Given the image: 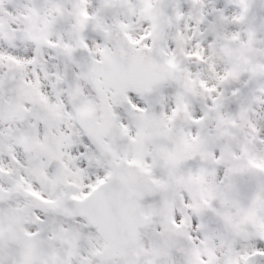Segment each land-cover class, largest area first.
I'll return each mask as SVG.
<instances>
[{
	"label": "snow or ice",
	"instance_id": "obj_1",
	"mask_svg": "<svg viewBox=\"0 0 264 264\" xmlns=\"http://www.w3.org/2000/svg\"><path fill=\"white\" fill-rule=\"evenodd\" d=\"M100 2L126 7L142 30L126 19L106 24L88 10L91 0H71V9L63 0H48L44 11L25 5L19 14L0 0V36L15 39L11 24L23 22L25 37L37 46L30 56L0 51V264H175L177 256L184 264H261L264 184L252 188L246 201L221 187L246 172L264 174L262 129L244 107L229 117L222 112L225 85L241 69L220 72L215 82L193 73L190 65L206 63L209 50L193 36L195 43L180 51L183 32L163 49L158 26L165 0ZM238 2L241 13L234 20L242 22L249 0ZM174 12L183 15L181 8ZM65 13L77 38L52 39L55 19ZM89 24L105 39L115 33L118 45L90 44ZM246 35L236 31L226 39L251 48L255 34ZM43 48L57 49L72 62L85 51L91 60L71 75L51 72ZM243 70L264 73V62ZM169 81L177 83L173 104L157 112L149 98ZM193 90L211 101L207 112L192 110ZM239 93L231 90L233 97ZM210 118L221 128L248 119L237 158L206 149L200 133ZM189 119L190 127H179ZM197 157L206 165L185 169ZM208 165L216 175L223 169L219 183ZM209 212L228 229L222 245L203 219ZM148 228L151 241L144 239ZM170 240L187 243L165 250ZM240 240L255 243L237 247Z\"/></svg>",
	"mask_w": 264,
	"mask_h": 264
},
{
	"label": "rangeland",
	"instance_id": "obj_2",
	"mask_svg": "<svg viewBox=\"0 0 264 264\" xmlns=\"http://www.w3.org/2000/svg\"><path fill=\"white\" fill-rule=\"evenodd\" d=\"M179 0H170L172 10L170 12L171 16V28H174L171 30V36L169 38V41L171 44L173 40L176 38V29L179 26V22L181 19L180 15L175 14L174 9L181 8L183 11V15H187L188 18H191L193 22V36H198V38H202L204 35L209 36L208 45L210 44L211 40L214 42L210 44L208 47L209 55L206 58L207 63L204 65L203 71L205 72L206 78L208 76L215 75L216 69L210 64L213 61H219L221 62V57L218 55L217 50L215 49L217 45V29H221L222 31L225 30L228 25L227 20H222L219 23H213L210 24V10H215L223 7H227V4L230 5L231 3H239L238 0H181L180 2L185 3L184 5H179ZM263 8H264V0H261ZM226 4V5H225ZM25 5L29 6H35L37 8H40L41 11L46 10L49 7L48 0H6L5 7L9 10H11L13 13L19 14L25 10ZM69 7L68 9H71ZM88 10L90 12H98V16L101 17L102 21L106 22V24L111 23L114 20H128L130 24L134 25L137 31L142 30V21H140L135 15H130L129 11L126 7H111V8H105L101 6L100 0H91V3L88 6ZM253 14V12H252ZM10 21V18L6 17ZM202 21V22H201ZM72 16L68 13H65L61 17H57L55 19L54 23V34L52 36V39L56 37H63L64 40H75L77 38V32L71 24L73 23ZM189 20L185 19V17L181 20L180 23H187ZM206 22V25L203 26V32L200 33V24H203ZM260 24V26H259ZM254 28L251 29V32L255 34V37H257L258 34H261L262 37L258 38L256 40L255 45L252 46V49L244 48L242 50L241 55V48L238 45H233L232 52L230 55L234 53V51H237L239 55L234 56L236 63L238 61L241 63L242 60L244 63L249 62L255 63V62H263L264 61V12L259 14L256 21L254 22ZM19 27V31L15 33V39L9 40L4 38L3 36H0V51L3 52H10L14 53L20 56H30L34 50V45L32 44V41L27 39L24 34V28H26L25 23L19 22V23H12L11 27ZM12 27V28H13ZM34 28L36 30H39V25L34 24ZM237 28H235L236 30ZM234 29L229 32V35H231L234 31ZM10 31V30H9ZM228 31V30H227ZM226 33H222V35H228ZM209 33H213L212 38L210 37ZM99 31L96 27H94L93 24H89L87 31L85 35L88 38L89 43H93L94 41L98 40L99 38ZM191 43V41H189ZM198 46V45H197ZM225 46L222 45L220 48L225 49ZM16 48V49H15ZM52 49V48H51ZM55 50V49H54ZM57 50V49H56ZM227 50V49H226ZM58 54L54 55L53 49L52 51L50 48H45L44 51L41 52L42 59H47V67L49 71L56 72L57 70L62 72V69H65L69 72V75H71L72 67H74L73 62L69 61L60 51H58ZM244 58V59H243ZM191 69H194V63L190 65ZM39 70V69H37ZM254 78L251 80V84L249 85V90L252 93V96L254 99L260 100V104H258V108L256 110V113L253 116H250L247 114V118H249L252 122H255L259 125V127L262 129L261 134L264 135V80H260L259 76L261 73H253ZM30 76L31 73H28ZM47 83V82H46ZM240 83V81H236V84ZM177 88V83L173 84L170 87V90L168 92L167 101L165 106H171L173 104L174 97L171 95ZM201 93H195L194 95L190 93L188 95V100L190 101V106L192 110L198 115L201 113L202 110H204V106L199 102ZM249 98V95H246V92H242L238 97L234 99H230L233 106H235L236 109H240L241 107L245 108V105L247 103V99ZM197 104V106L195 105ZM157 112L161 111V109L156 110ZM85 115H90V113H85ZM247 123L248 119L245 120H239V128L235 127L234 125L232 127L236 128L240 135L245 134L247 131ZM242 130H241V129ZM224 130L226 129V126L221 128L220 124L217 122V119L210 118L207 120V122L204 124V126L201 129V137L204 140L206 149L210 152L211 149L220 147L222 148V142L221 139L226 141V134L224 133ZM195 131V129H193ZM225 151V150H223ZM230 155H231V148L229 147ZM162 155H164L165 159L167 160V153L162 150ZM235 159V158H234ZM206 165V161L202 160L200 157H197L195 160H188L187 164L184 165L185 169L187 168H197L200 166ZM210 169L212 170V178L215 180V182L219 183L221 173L223 172V169H219V175H216V169L208 165ZM264 181L263 178H261V174H257L254 172H246L243 175H237L235 177L230 178V182L228 185V182H224V185L221 187H227V190L231 192L233 197L237 200H239V195L242 194L243 201H246L248 198V194L251 192L252 188L259 185V183ZM227 183V185H225ZM223 225L219 222L216 227H218V230L216 232H212L210 235L215 239L217 245H222L225 243L223 239L218 235L219 231H223L222 227ZM153 227H159V225H155ZM154 238V232L152 228H148L145 230L144 239L146 241H151ZM252 243H255L254 241H246V240H240L237 243V247L250 245ZM184 241H181L179 243L175 241H168L165 245V250L167 247H181L183 246ZM175 264H184V258L182 256H177Z\"/></svg>",
	"mask_w": 264,
	"mask_h": 264
}]
</instances>
